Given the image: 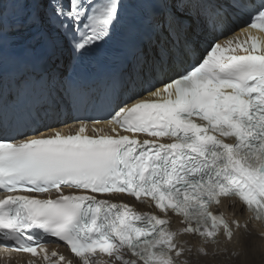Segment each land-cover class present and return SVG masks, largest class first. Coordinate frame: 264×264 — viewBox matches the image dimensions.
I'll return each mask as SVG.
<instances>
[{"label":"snow or ice","instance_id":"snow-or-ice-1","mask_svg":"<svg viewBox=\"0 0 264 264\" xmlns=\"http://www.w3.org/2000/svg\"><path fill=\"white\" fill-rule=\"evenodd\" d=\"M9 2L19 5L12 23ZM126 7L137 10L130 28L141 43L134 44V76L122 74L119 85L146 80L142 92L126 99L107 88L98 94L49 70L62 56L75 67L108 43ZM244 17L241 38L229 24ZM204 32L208 46L197 55ZM261 34L264 0H230L227 9L216 0H2L0 247L30 254L32 264H97L96 256L107 257L105 264H189L179 260L183 233L201 242L196 253L205 259L196 264H215L206 259L215 251L204 245L218 244L221 235L239 241L248 227L213 211L224 199L242 203L264 225ZM37 63L42 71L29 74ZM9 67L16 70L11 117L3 88ZM37 88L44 102L63 91L80 102L109 103L106 123L116 134H96L103 131L95 128L99 120L91 121L93 135L84 120L74 134L16 130L15 107ZM37 115L31 109L28 118ZM10 128L21 138L9 135ZM119 196L156 212L138 211ZM169 213L182 218L179 232ZM50 242H62L68 255L50 252Z\"/></svg>","mask_w":264,"mask_h":264},{"label":"bare ground","instance_id":"bare-ground-1","mask_svg":"<svg viewBox=\"0 0 264 264\" xmlns=\"http://www.w3.org/2000/svg\"><path fill=\"white\" fill-rule=\"evenodd\" d=\"M217 1L220 3L223 2V0ZM0 2H2V0H0ZM5 8L7 9L5 14L7 22H14L19 5L9 2L5 5ZM231 34L232 33H229V35ZM208 38L209 37L206 32L199 36L197 39V52H201L202 48L206 47ZM219 38L221 40L224 39L223 36H220ZM147 51V48H145L146 53ZM62 60H65L64 56L60 58V61ZM147 70V66H145L143 71L147 72ZM124 74L134 76V59H132V62L129 64ZM157 77H159L158 73ZM151 82L156 83V80L153 79ZM144 87H147L146 80L133 79L129 83L128 87L122 90L123 98L126 99L129 95H133L136 92H142ZM68 104L69 102L66 99L63 91H61L58 95H55V97L50 96L47 102L43 101L40 110L42 111L43 116L46 118V121H43L40 131L45 133L47 130H56L58 128L74 125L76 119L72 117ZM64 106L66 107L65 111L63 109ZM247 225V230H240V233L238 234L239 241L236 240L229 243L224 237L220 236L218 244L204 245V247L207 248L210 253L212 251H215L216 253L215 256L209 255L206 259H210L209 261H214L215 264H242V262L243 264H264V227L254 223H248ZM255 233L258 235L263 233V236L259 237ZM190 236L192 237L189 241L188 237ZM177 241L185 248V252L181 257H179V260L184 261L187 258H192L198 261L205 259L199 257L196 253V249L201 243L196 236L181 233L179 234ZM47 248L50 252L55 250L66 256L65 250L62 247L52 245L48 246ZM188 249H191V251H188ZM222 249H227V251H222ZM233 250L242 252V255H234ZM35 259L36 258H29L28 256L7 254L4 252V250L0 249V264H32L33 260Z\"/></svg>","mask_w":264,"mask_h":264},{"label":"rangeland","instance_id":"rangeland-1","mask_svg":"<svg viewBox=\"0 0 264 264\" xmlns=\"http://www.w3.org/2000/svg\"><path fill=\"white\" fill-rule=\"evenodd\" d=\"M257 236H259L257 233H255ZM185 260H187V261H189V264H196V260H194V259H190V258H187V259H185ZM210 260V259H209ZM191 261V262H190Z\"/></svg>","mask_w":264,"mask_h":264}]
</instances>
